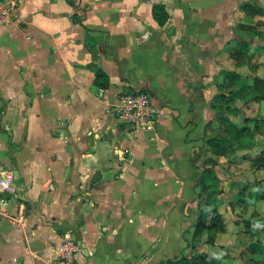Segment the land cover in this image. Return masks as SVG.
Returning <instances> with one entry per match:
<instances>
[{
	"label": "crops",
	"instance_id": "0c3cea01",
	"mask_svg": "<svg viewBox=\"0 0 264 264\" xmlns=\"http://www.w3.org/2000/svg\"><path fill=\"white\" fill-rule=\"evenodd\" d=\"M255 77L264 0H20L0 26V264H54L65 235L76 264H264V101L242 100ZM130 91L158 108L153 129L118 118ZM223 117L253 130L249 149L211 152Z\"/></svg>",
	"mask_w": 264,
	"mask_h": 264
},
{
	"label": "trees",
	"instance_id": "16d2710c",
	"mask_svg": "<svg viewBox=\"0 0 264 264\" xmlns=\"http://www.w3.org/2000/svg\"><path fill=\"white\" fill-rule=\"evenodd\" d=\"M243 10L244 13L249 16H254L256 14H259L260 12L258 6H245ZM152 16L160 26H164L168 19V13L162 5H154L152 7ZM246 56L247 49L244 45H240L237 50L230 53V57L236 60L238 64H241L242 59ZM94 83L96 84V86L105 89L108 87V78L104 73L98 72L95 77ZM244 91L246 92L245 95L242 96V100L244 103L264 101V80L256 77L253 78L250 84L244 86ZM221 121L224 125L223 134H225V136H219L218 138L211 137L209 139L210 150L214 155L228 153L232 149L234 143L236 144L235 149L239 150L249 149L252 146L253 130L249 129L246 126L238 127L232 124L230 121L226 120L224 117L221 118ZM253 167L256 169L264 167V153L254 159ZM213 180H215V185H217L216 182H218V180ZM209 190L211 189L203 186V191L209 193ZM257 198L259 200H264V191ZM210 219L211 229L213 230V233L224 231L222 219L215 210L212 211ZM179 262L181 264H216L215 260L211 259L207 255L190 260H185L184 258H182Z\"/></svg>",
	"mask_w": 264,
	"mask_h": 264
},
{
	"label": "built area",
	"instance_id": "2783aa9c",
	"mask_svg": "<svg viewBox=\"0 0 264 264\" xmlns=\"http://www.w3.org/2000/svg\"><path fill=\"white\" fill-rule=\"evenodd\" d=\"M20 0H0V26L13 23L19 9ZM118 118L130 127H142L153 129L158 108L150 102V96L146 91H130L124 94L119 104L115 107ZM0 175L5 181L13 178L12 170H0ZM4 183L0 179V185ZM9 190L7 187H5ZM2 190L0 189V195ZM80 254L78 242L68 235L61 238L56 249V261L54 264H76Z\"/></svg>",
	"mask_w": 264,
	"mask_h": 264
},
{
	"label": "rangeland",
	"instance_id": "374dc122",
	"mask_svg": "<svg viewBox=\"0 0 264 264\" xmlns=\"http://www.w3.org/2000/svg\"><path fill=\"white\" fill-rule=\"evenodd\" d=\"M264 168V167H263ZM258 169V168H257ZM254 182H256V181H254ZM252 200H255V197L253 196L252 197ZM241 213V212H240ZM246 215L245 214H243V215H239L238 216V218H240V219H242L243 220V218L245 217ZM256 216H255V214H253L250 218H247V219H252V218H255Z\"/></svg>",
	"mask_w": 264,
	"mask_h": 264
},
{
	"label": "water",
	"instance_id": "95a60500",
	"mask_svg": "<svg viewBox=\"0 0 264 264\" xmlns=\"http://www.w3.org/2000/svg\"><path fill=\"white\" fill-rule=\"evenodd\" d=\"M92 58L95 59V55H93Z\"/></svg>",
	"mask_w": 264,
	"mask_h": 264
}]
</instances>
